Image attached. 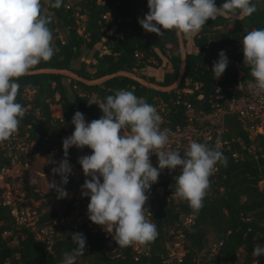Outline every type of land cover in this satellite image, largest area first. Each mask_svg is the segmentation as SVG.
I'll use <instances>...</instances> for the list:
<instances>
[{
  "label": "trees",
  "instance_id": "1",
  "mask_svg": "<svg viewBox=\"0 0 264 264\" xmlns=\"http://www.w3.org/2000/svg\"><path fill=\"white\" fill-rule=\"evenodd\" d=\"M53 2L41 0L44 14L52 17L48 27L53 34L52 44L58 51L51 60L41 61L29 72H56L26 74L17 81L20 88L16 102L27 109L18 130L32 143L29 154L32 161L35 156L51 160L49 145H46L48 135L58 132L71 136L77 111L87 122L102 117L98 105H89L88 101L98 104L117 90H128L154 107L169 103L175 96L174 90H155L117 74L129 73L159 88L172 86L182 66L180 41L185 51L183 79L188 80L191 88L198 84L193 97L200 92L208 96L217 86L239 95L234 90L238 70L231 62L239 64L242 84L255 82L250 66L244 64L242 41L248 31L264 28V0H253L257 11L252 16L234 19L227 15L216 21L209 20L191 39L177 36L175 30H165L161 37L147 33L139 20L149 12L148 0H63L60 8L51 7ZM225 2L215 0L217 7ZM221 51L230 62L223 78L216 83L212 71H206L205 67L210 61H217ZM160 69L162 75L157 76ZM61 72L71 73L80 80ZM111 75L114 77L98 85L84 83ZM185 85L182 80L178 88ZM53 106H59L60 117L52 115ZM227 123V143L222 144L227 167L217 164L202 209L196 212L180 198L167 202L166 192L176 190L175 180L161 177L159 186L163 194L159 196L150 191L153 212L149 220L157 224L158 237L148 245H138L139 252L134 244L119 247L114 238L106 239L105 233L111 232L100 229L93 232L85 224L77 230L60 232L47 250L32 227L18 225L11 210L0 206V264H60L64 253L77 247L71 233H83L86 237L85 255L78 257L77 264H254V261L264 264V256H252L257 244L264 245V134L258 133L250 140L234 117H228ZM76 152L74 147L69 149V161L75 159ZM79 153L90 156L92 150L86 147L79 149ZM59 154L64 157L63 146ZM7 164L0 147V167ZM84 182L69 181L64 187L80 191ZM27 197L38 203L35 227L68 215L72 209V202L58 199L55 189L41 194L27 187ZM89 203L88 198L82 206L86 217ZM178 237L181 254L180 258H174L170 248Z\"/></svg>",
  "mask_w": 264,
  "mask_h": 264
},
{
  "label": "clouds",
  "instance_id": "2",
  "mask_svg": "<svg viewBox=\"0 0 264 264\" xmlns=\"http://www.w3.org/2000/svg\"><path fill=\"white\" fill-rule=\"evenodd\" d=\"M62 5L63 0L51 3L53 8ZM148 8L139 20L147 33L161 37L165 30H175L177 36L187 39L199 33L209 20L227 15L234 19L250 17L257 11L253 0H226L221 7L215 0H148ZM51 22L41 0H0V142L12 137L27 111L16 102L20 88L17 81L58 51L52 44L53 34L48 27ZM242 45L244 64L250 66L255 81L249 82V88L264 93V28L248 31ZM228 65V57L221 51L212 67L215 79L222 77ZM88 103L98 105L103 115L87 122L81 112L75 113V130L63 140L64 159L52 169L53 175L61 179L49 183L58 199L68 197L64 186L72 174L69 149L87 147L92 155L78 162L85 177H90L81 187L82 197L90 199L88 217L108 232L115 229L113 238L119 247L148 245L157 239L158 226L147 219L151 215L146 208L147 193L164 169H180L172 196L187 201L196 212L202 209L217 164L227 167L221 139L217 138L214 146L193 141L182 155L179 150L167 148L171 130H161L162 116L134 91L117 90L105 102ZM153 154L158 157V168L151 163ZM70 236L77 247L64 253L62 264H77L78 257L85 255L84 234ZM252 256H264V245L257 244Z\"/></svg>",
  "mask_w": 264,
  "mask_h": 264
},
{
  "label": "built area",
  "instance_id": "3",
  "mask_svg": "<svg viewBox=\"0 0 264 264\" xmlns=\"http://www.w3.org/2000/svg\"><path fill=\"white\" fill-rule=\"evenodd\" d=\"M206 49H208V45L205 46ZM231 64L237 67L238 70V82L234 90L239 95H233L217 86L208 96L200 92L198 96L193 97L194 90L198 89V84H194V88H191L188 86V80L182 79L187 85L183 88H178V86L174 89L175 96L169 103H160L155 106L158 114L163 118V123L160 125L161 130L165 128L171 130L169 144L167 145L169 150H179L183 155L193 141L204 144L213 143L214 145L217 138H219L222 144L227 143L225 135L229 131L228 117H234L239 122L241 127L248 133L250 140H253L259 132L264 134V93L250 89L249 82L242 84L239 81L241 76L238 68L239 64L236 62H231ZM212 67L213 63L210 61L205 69L206 71H212ZM223 76L217 80L213 75L214 81L216 83L220 82ZM227 91H231V89H227ZM191 98H194L195 103H192ZM172 119H176V122H173ZM66 137L68 136L59 135L58 132L48 135L49 142L46 145H49L48 153L51 160L41 158L47 162L44 171L41 172L32 168V160L29 156L32 143L27 142L26 138L20 135L19 130L8 140L0 142L3 158L8 162L7 165L0 167V206L11 210V215L18 225L32 227L33 231H36V238L46 245L47 250H50L54 237L59 236L60 232L64 230H77L85 224L93 232L99 229L107 232V228L104 230L102 226L92 223L89 217L82 214L84 211L82 206L86 204L88 198L82 197L81 190H66L68 193L66 200L72 202V209L68 215L53 218L43 226H34L35 207H38V203L27 197V187H33L34 192L41 194L53 190L49 183H52L53 180L58 182L57 178L60 176H54L52 169L58 167L59 162L64 159L59 154V148L63 146V140ZM74 148L77 152L75 159L69 161L72 166L69 181L80 183L90 179V177H85L82 166L78 162L83 156L79 153V148ZM36 159H39V157L35 156ZM150 160L152 165L158 168V157L155 154L150 157ZM179 172V168L175 171L162 170L158 183L152 185L150 191L161 196L163 189L159 186L160 178L175 180ZM174 192H166L165 199L167 202L179 199L172 196ZM147 195L149 200L146 208L151 212V215L147 216L149 220L153 212L151 205L153 193L149 192ZM114 235L115 229L111 233H105L104 237L112 239ZM134 248L137 252L141 250L138 244H134ZM176 257L180 258V255Z\"/></svg>",
  "mask_w": 264,
  "mask_h": 264
},
{
  "label": "water",
  "instance_id": "4",
  "mask_svg": "<svg viewBox=\"0 0 264 264\" xmlns=\"http://www.w3.org/2000/svg\"><path fill=\"white\" fill-rule=\"evenodd\" d=\"M180 54H181V57H182V69H181V72L179 74V77H178L177 81L172 86H170V87H167V88H159V87H156L154 85L148 84L145 81H142V80L134 77L133 75H131L129 73H118L117 75L127 76V77L132 78V79L138 81L139 83H141V84H143V85H145L147 87H150L152 89H155V90H159V91H172V90L176 89L180 85V83H181V81L183 79V74H184L185 51H184V48L182 46L181 41H180ZM55 72H56L55 70H37V71H30L27 74H32V73H55ZM64 74H66V75L68 74V76H70V77H72V78H74L76 80H80L79 78H77L75 75H73L71 73L64 72ZM112 77H114V75H111V76H108V77H105L103 79H100V80H97V81H93V82H84V81L83 82L86 83V84L98 85V84L102 83L103 81H105V80H107L109 78H112Z\"/></svg>",
  "mask_w": 264,
  "mask_h": 264
},
{
  "label": "rangeland",
  "instance_id": "5",
  "mask_svg": "<svg viewBox=\"0 0 264 264\" xmlns=\"http://www.w3.org/2000/svg\"><path fill=\"white\" fill-rule=\"evenodd\" d=\"M162 69H160V71L158 70L157 72V76H160V75H162ZM180 72H181V70H180ZM62 74H64V72H61ZM64 75H66V74H64ZM68 75V74H67ZM53 112H52V115H54V110H52ZM259 120H261V118H259ZM264 124V123H263ZM263 128H264V126H263ZM262 131V130H261ZM260 134H263V132L261 133V132H259ZM46 165H47V162L46 161H43V159H41V158H39V159H36V160H34V161H32V168L35 170V171H38V172H41V171H44V169H45V167H46ZM261 185V184H260ZM43 210H45V209H43ZM189 222V220L188 219H186L185 221H184V223L185 224H187ZM176 242L175 243H173L172 245L173 246H171V248H170V255H172L174 258H177L176 256H179L180 254H181V242H180V239H179V237L178 238H176Z\"/></svg>",
  "mask_w": 264,
  "mask_h": 264
},
{
  "label": "crops",
  "instance_id": "6",
  "mask_svg": "<svg viewBox=\"0 0 264 264\" xmlns=\"http://www.w3.org/2000/svg\"><path fill=\"white\" fill-rule=\"evenodd\" d=\"M181 59H182V57H181ZM181 69H182V66H181ZM52 110H54V115H53L54 117H56V118L60 117V108H59V106H53Z\"/></svg>",
  "mask_w": 264,
  "mask_h": 264
}]
</instances>
